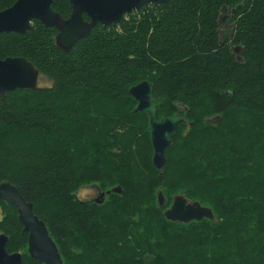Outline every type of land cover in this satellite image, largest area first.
Segmentation results:
<instances>
[{
  "label": "trees",
  "instance_id": "1",
  "mask_svg": "<svg viewBox=\"0 0 264 264\" xmlns=\"http://www.w3.org/2000/svg\"><path fill=\"white\" fill-rule=\"evenodd\" d=\"M16 1L0 0V12ZM52 8L71 13L69 0ZM223 9L233 13L226 42ZM57 34L33 21L23 35H0V60L24 58L52 82L0 99V184L33 204L64 264H264V0L147 5L117 27L97 26L68 53ZM143 81L153 85L158 119L186 120L166 151L162 187L149 119L134 113L129 93ZM100 174L117 179L125 197L105 207L80 200ZM160 189L166 208L183 195L215 220L168 222ZM1 235L8 253L40 264L16 208L2 200Z\"/></svg>",
  "mask_w": 264,
  "mask_h": 264
},
{
  "label": "water",
  "instance_id": "2",
  "mask_svg": "<svg viewBox=\"0 0 264 264\" xmlns=\"http://www.w3.org/2000/svg\"><path fill=\"white\" fill-rule=\"evenodd\" d=\"M55 0H17L10 8L0 12V35L16 33L23 35L31 29L33 21H39L47 28H54L57 48L68 53L77 42L87 38L97 26H119L123 17L141 11L145 6L165 7L173 0H69L71 13L64 19L52 8ZM227 9H223L225 12ZM87 17L88 20H85ZM227 19L223 14L219 23L224 24ZM224 40V39H223ZM238 51V47L234 48ZM41 74L38 68L24 58H11L0 60V99L16 90L36 91ZM129 93L136 101L135 114H145L149 119V133L152 144V164L160 172L167 163L166 151L172 146V137L176 135L180 125L186 120L180 114L158 119L157 106L154 105V88L149 81H143L132 88ZM218 119L206 123L216 124ZM159 180L162 177L159 176ZM121 194V189L115 188L107 193H100L102 203L106 195ZM157 208L165 209L164 217L167 221L179 224L214 221L212 209L199 202L189 201L182 195L173 199L172 205L167 209V200L164 192H157ZM0 200L9 206H14L18 213V220L23 226V232L28 234V254L31 259L40 264H63L59 249L50 236L48 228L33 209V204L27 202L10 183L0 184ZM7 238L0 236V264H23L21 253H8Z\"/></svg>",
  "mask_w": 264,
  "mask_h": 264
},
{
  "label": "rangeland",
  "instance_id": "3",
  "mask_svg": "<svg viewBox=\"0 0 264 264\" xmlns=\"http://www.w3.org/2000/svg\"><path fill=\"white\" fill-rule=\"evenodd\" d=\"M223 16L227 17V20L228 19L229 20L232 19V14L228 10H226L223 13ZM223 31H224V29H223ZM230 35L231 34H229L223 41L226 42ZM237 55H239V54H237ZM51 86H52V82L48 78L43 77V76L39 78V82H38V87L39 88H47V87H51ZM185 132H187L186 128H185ZM164 169L162 171H160V172H158L156 170V172L158 173L157 178L159 179V176L162 177V180L161 181L159 180L160 185L162 183L164 184V181H165L166 174L164 173ZM84 177H89V176H84ZM99 177L101 178V180H99V179H98V181L92 180L91 182H88V183L82 185L81 189L77 193V197L80 200L89 201V202H96L98 200L100 201L101 200L100 199V193H104V192L107 193L108 191H112L115 188L121 189L122 193L121 194L111 193L110 195H106L105 198L102 200V203L101 204L98 203V204L101 205V206H104V207L108 206V205H113V204H115V201L121 200V199H123L125 197L124 195H125L126 192L124 193V187L122 185L118 184V182H117L118 180L117 179H115L114 177H111V176L107 177V176H105L103 174H100ZM163 184L161 185V187L163 186ZM101 186H103V189H102ZM163 192H165V191H163ZM115 195H117L118 197L115 196ZM164 196H165V194H164ZM152 197L154 198L153 195H152ZM174 197L175 196L172 197V201H173ZM155 201H156V199H155ZM172 201L168 205L167 208H169L170 205L173 203ZM153 204L154 203H153L152 199H150V201L145 205L144 210H147L148 208H151V206ZM139 215L142 217L143 222H147L148 221V219L144 217V215H145L144 211H141V213H139ZM144 232H145L144 228H141L140 229V233L144 234ZM63 264H64V262H63Z\"/></svg>",
  "mask_w": 264,
  "mask_h": 264
},
{
  "label": "flooded vegetation",
  "instance_id": "4",
  "mask_svg": "<svg viewBox=\"0 0 264 264\" xmlns=\"http://www.w3.org/2000/svg\"><path fill=\"white\" fill-rule=\"evenodd\" d=\"M224 12L222 11V14H223ZM232 15H233V13H231ZM224 18H226L227 19V17H224ZM220 27H221V29H220V38H221V40L223 41V39H225L229 34H231V32H232V27H233V24H232V19L231 20H227V22L226 23H224V24H221L220 25ZM223 29H224V31H223ZM223 31V32H222ZM231 31V32H230ZM231 36V35H230ZM229 36V37H230ZM224 42V41H223ZM233 51H234V53H236V54H239V50L236 52L235 51V49L233 48Z\"/></svg>",
  "mask_w": 264,
  "mask_h": 264
},
{
  "label": "bare ground",
  "instance_id": "5",
  "mask_svg": "<svg viewBox=\"0 0 264 264\" xmlns=\"http://www.w3.org/2000/svg\"><path fill=\"white\" fill-rule=\"evenodd\" d=\"M238 47V46H237ZM234 55H235V53H234ZM161 89V88H160ZM113 102V101H112ZM120 105V104H119ZM121 106V105H120ZM115 108V107H114ZM127 110H129L128 108H127ZM132 110V109H131ZM128 112V111H127ZM105 193V192H104ZM121 193H122V191H121Z\"/></svg>",
  "mask_w": 264,
  "mask_h": 264
}]
</instances>
